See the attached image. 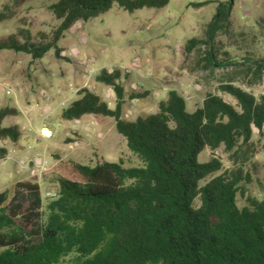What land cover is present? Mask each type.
Wrapping results in <instances>:
<instances>
[{
    "label": "trees",
    "instance_id": "trees-1",
    "mask_svg": "<svg viewBox=\"0 0 264 264\" xmlns=\"http://www.w3.org/2000/svg\"><path fill=\"white\" fill-rule=\"evenodd\" d=\"M169 0H55L47 8L59 20L51 33L27 29L0 39V50L27 53L39 59L53 50L77 21H86L113 5L133 11L160 8ZM232 0L218 2L207 25V37L228 19ZM0 12V20L6 18ZM20 35V37H17ZM202 40L186 41L190 50ZM207 64L216 65L212 47ZM120 68H101L96 81L112 87L115 106L109 107L83 86L60 111L64 120L85 114L113 118L116 131L140 165L100 160L84 164L58 158L49 170L55 191L44 197L36 176L17 180L0 190V264H264V194L236 203L238 177L220 172L216 158L199 161L206 147L231 150L248 142L253 128L264 125V92L258 96L230 82L218 89L236 104L207 92L189 111L185 98L169 90L157 110L134 118L121 117ZM17 108L0 107V140L16 141L18 125L2 121ZM6 149L0 146V156ZM199 204H195V200Z\"/></svg>",
    "mask_w": 264,
    "mask_h": 264
},
{
    "label": "rangeland",
    "instance_id": "rangeland-1",
    "mask_svg": "<svg viewBox=\"0 0 264 264\" xmlns=\"http://www.w3.org/2000/svg\"><path fill=\"white\" fill-rule=\"evenodd\" d=\"M55 0H0V39L27 29L32 40L38 32L51 33L58 24L48 4ZM221 0H169L160 8L133 11L113 5L107 11L75 22L58 42L60 56L53 50L32 59L23 52L0 50V107L17 108V115L3 119L2 125H18L16 141L0 140L6 153L0 156V190L11 189L17 180L36 176L44 197L55 191L53 171L42 174L33 161L42 154L45 170L58 158L84 164L100 160L121 161L124 166L140 165V159L126 146L116 131L113 118L85 114L76 120H64L60 111L86 86L109 107L116 94L112 87L96 81L105 68H120L122 85L121 117L134 118L157 110L158 100L176 90L189 111L196 109L207 92L221 95L236 104L218 85L230 82L255 96L264 92V0H232L227 21L211 38L207 25ZM20 37V35H17ZM202 40L190 50L186 41ZM212 47L216 65L207 64ZM10 89V91H9ZM41 125L51 128L49 138H41ZM216 158L220 172L238 177L236 203L245 205L246 197L264 194V125L253 128L248 142L239 141L231 150L223 145L204 148L199 161ZM43 170V171H45ZM199 204V200H195Z\"/></svg>",
    "mask_w": 264,
    "mask_h": 264
},
{
    "label": "built area",
    "instance_id": "built-area-1",
    "mask_svg": "<svg viewBox=\"0 0 264 264\" xmlns=\"http://www.w3.org/2000/svg\"><path fill=\"white\" fill-rule=\"evenodd\" d=\"M10 91V89H9ZM53 134L51 128H49L46 125H41L38 129V135L41 138H49L51 137ZM33 161L38 165V167H40L41 171L45 170L46 167L44 166V161L42 160V154L41 153H37L36 156L33 158Z\"/></svg>",
    "mask_w": 264,
    "mask_h": 264
}]
</instances>
